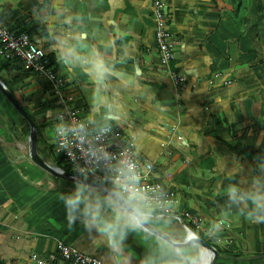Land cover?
<instances>
[{"label": "crops", "instance_id": "obj_1", "mask_svg": "<svg viewBox=\"0 0 264 264\" xmlns=\"http://www.w3.org/2000/svg\"><path fill=\"white\" fill-rule=\"evenodd\" d=\"M163 2L175 44L170 67L187 78L176 107L154 44L150 0H0V20L14 30L42 24L31 39L52 56L50 65L62 78L64 93L78 91L75 81L93 89L91 119L82 121L90 128L126 129L123 138L133 141L139 156L153 161L151 179L175 192V210L199 218L191 230L216 251L210 253L211 264H264V222L251 219L244 208L229 209L219 194L231 179L261 175L222 141L264 154V0ZM97 60L105 65L103 77L94 66ZM23 77H36L42 94H28ZM4 82L21 108L39 111L32 101H45L42 77L17 74ZM11 106L0 93L2 264L32 263L31 252L54 251L56 241L105 264H167L187 258L184 247L174 248L139 224L125 229L120 253L80 223L69 229L58 193L73 187L26 158L29 133H20L21 117L11 130L4 124ZM38 133L42 146L36 151L42 158L54 136L53 130ZM101 191V215L110 218ZM142 219L180 246L187 243V232L174 218ZM221 221L220 230L211 233V225Z\"/></svg>", "mask_w": 264, "mask_h": 264}, {"label": "built area", "instance_id": "obj_2", "mask_svg": "<svg viewBox=\"0 0 264 264\" xmlns=\"http://www.w3.org/2000/svg\"><path fill=\"white\" fill-rule=\"evenodd\" d=\"M151 16L154 24V44L159 63L164 75L168 78L175 107L179 102V89L186 84V76L174 71L170 64L174 60V38L169 30L163 0H150ZM0 59H16L23 69L30 74L42 77L47 85L45 101L49 107L56 109L53 115V125L57 121L75 125L84 123L86 131L79 136L69 133L66 139L54 137L53 151L62 158L74 176V167H80L86 179L112 188L118 182V169L123 161L136 164L140 176V185L147 189L151 200V211L142 215L162 218L170 216L179 221L187 233L191 226L199 225V218L186 211H176L174 208L175 192L165 189L161 184L151 179L153 161L145 156H139L131 139H124L117 127L101 125L90 128L83 122L79 111L66 104L71 95L63 91L62 78L55 73L48 62L46 53L27 34L16 32L0 20ZM178 121L179 117L176 114ZM108 126L111 131L100 135V129ZM56 249L44 255L31 252L28 260L33 264H105L97 257L85 254L76 248L56 241Z\"/></svg>", "mask_w": 264, "mask_h": 264}, {"label": "clouds", "instance_id": "obj_3", "mask_svg": "<svg viewBox=\"0 0 264 264\" xmlns=\"http://www.w3.org/2000/svg\"><path fill=\"white\" fill-rule=\"evenodd\" d=\"M94 66L103 77L106 71L103 61L97 60ZM85 131L82 122L72 125L58 120L53 128V136L66 139L69 133L79 136ZM109 131L110 127L105 126L100 129V135ZM136 167L131 161H123L118 169V182L113 183L111 189L102 190L103 202L112 210L110 218H103L101 215V193H94L92 190L95 186L87 183L84 171L80 167H74L72 190L67 194L58 193V199L64 207L67 227L72 229L80 223L86 231L98 233L109 249L120 253L121 242L127 234L125 229H135L138 223H143L141 216L151 211L150 197L147 195V189L140 185ZM261 172L264 173V169ZM232 181L231 179L230 183L223 185L219 193L226 197L228 208H244L251 219L264 222V174L241 179L239 182ZM222 223L214 222L210 232L219 231ZM186 236L185 245L173 247H184L187 250V258L180 256L167 264H211L210 250L204 246L199 232L191 230ZM164 239L170 243L166 237ZM193 243L198 247L193 248Z\"/></svg>", "mask_w": 264, "mask_h": 264}, {"label": "rangeland", "instance_id": "obj_4", "mask_svg": "<svg viewBox=\"0 0 264 264\" xmlns=\"http://www.w3.org/2000/svg\"><path fill=\"white\" fill-rule=\"evenodd\" d=\"M176 54V53H175ZM173 55H174V52H173ZM177 55V54H176ZM172 63V62H171ZM171 65V64H170ZM24 79H27L26 81ZM22 83L27 87V93L28 94H31V93H35L33 94L32 96L34 95H40L42 94V92L39 91L38 89V82L36 81V77H23L22 78ZM76 86L78 88V91L74 92L71 96V100L66 102V104H68L69 106H74L78 111H80V116L82 118L83 121H89L91 118H90V114H89V110L91 108V105L89 104V99L93 97V89L91 88H85L81 85H79L76 81ZM99 93L101 94V91H99ZM37 98V97H36ZM41 102V104L37 103L36 101H32L33 102V108L36 109V110H39L37 111L35 114H32V112L28 109V108H24L25 112L30 116V119L31 121L36 125L38 126V129L41 131L43 130L46 134L49 133V135L51 134V131L53 130L54 128V125H53V115L55 114V111L56 109L54 107H48L45 111L41 109V106L44 102H43V99L42 98H39ZM78 100H81V101H85V103L82 105L78 104ZM98 100L100 101L101 100V96L99 95L98 97ZM13 109V110H12ZM47 110H49V115H47ZM5 114V112H4ZM10 117L9 119H7L6 117V114L4 116V124H5V127H11V128H15L16 125H18L20 123V116L19 114L14 110V108L11 106V110H10ZM105 123H108V122H105ZM10 128V129H11ZM121 128V131H123V136L125 134H127V131L126 129H124L123 126H120ZM51 139H49L48 141H50ZM26 146V144H25ZM36 146H37V150L38 151H41V146H42V143L40 142V139L37 140L36 142ZM12 150L14 151L15 148H12ZM28 148L25 147V151H26V158L29 159L28 157V154H27V151ZM10 152V151H9ZM17 153V150L14 151V154ZM42 156V159H44L45 161L47 162H50L51 164L53 165H56L54 162H52L50 160V157L49 155H41ZM58 166V165H56ZM59 167V166H58ZM59 180L61 181H64L66 183H68L69 185H71V187H73V183L72 182H67L66 180L64 179H61L59 178ZM94 193H99L101 190L98 189V188H93L92 190ZM102 192V191H101ZM26 264H33V263H26Z\"/></svg>", "mask_w": 264, "mask_h": 264}, {"label": "trees", "instance_id": "obj_5", "mask_svg": "<svg viewBox=\"0 0 264 264\" xmlns=\"http://www.w3.org/2000/svg\"><path fill=\"white\" fill-rule=\"evenodd\" d=\"M41 26H42V24L38 22V23L33 24V25H24L22 27L15 29V31L25 33L31 38V36H34L37 34V31ZM46 57L48 59L49 64H51L52 63V56L46 54ZM17 74H30V73L27 72L25 69H23L22 66L20 65V63L16 59H0V80L3 81L4 85L6 86V88L8 89L9 92H11V89L4 82V77L8 78L10 80H13V79L17 78ZM43 102L44 103L42 105H40L41 109L46 110L49 106L47 104V101H43ZM23 111L25 112L24 109H23ZM27 116L30 118V116L28 114H27ZM21 119L23 121V124L20 127L19 131L22 134V136H25L29 133V127H28L27 122L23 118H21ZM35 128L37 131L36 132V141H35V143H36L37 140L40 139V136L38 133V126H35ZM222 142L227 146V148L231 152L236 153L237 155L244 156L247 160H249L251 162V169L254 172L264 174L261 172V170L264 169V159H258L259 157H264V154H259L256 151L239 149V148L231 146V144H229L225 141H222ZM46 150H47V153H48L50 160L52 162H54L56 165H58L66 173H69V174L72 173L70 171L69 167L62 162L61 156L54 153L52 145L46 146ZM0 264H2V263L0 262Z\"/></svg>", "mask_w": 264, "mask_h": 264}, {"label": "water", "instance_id": "obj_6", "mask_svg": "<svg viewBox=\"0 0 264 264\" xmlns=\"http://www.w3.org/2000/svg\"><path fill=\"white\" fill-rule=\"evenodd\" d=\"M164 11H165V6H164ZM0 93L9 101V103L12 105V107L15 109V111L20 115L21 118H23L29 127V134H28V157L29 160L36 165L37 167L43 169L44 171L65 178L68 181H72V176L69 173H66L65 171H63L60 167L50 164L47 161H45L44 159H42L37 151H36V128L34 126V123L31 121V119L27 116V114L23 111V109L21 108V106L16 102V100L14 99L13 95L8 91V89L5 87V85L3 84V82L0 80ZM87 183L94 185L95 188L98 189H111L110 187L103 185V184H99V183H95L93 181H90L87 179ZM141 220L143 221V223H138L139 226H141L142 228L151 231L152 233H154L155 235L159 236L161 239H163L165 241V237L167 238V241H170V243H168L171 246L174 245H179V243L171 240L165 233H163L162 231H159L157 229H155L154 227H152L151 225H149L148 223H146L142 217ZM203 241V240H202ZM166 242V241H165ZM167 243V242H166ZM204 246L210 250V253L213 254V256L216 255V251L214 250L213 247H211L207 242L203 241ZM212 256V257H213Z\"/></svg>", "mask_w": 264, "mask_h": 264}]
</instances>
